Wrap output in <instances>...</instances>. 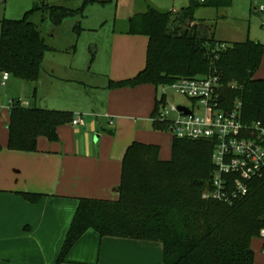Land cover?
Listing matches in <instances>:
<instances>
[{
  "label": "trees",
  "instance_id": "trees-1",
  "mask_svg": "<svg viewBox=\"0 0 264 264\" xmlns=\"http://www.w3.org/2000/svg\"><path fill=\"white\" fill-rule=\"evenodd\" d=\"M5 1V0H2ZM78 9L41 3L21 19L0 21V72L22 80L36 81L44 53L49 49L38 26L30 20L34 11L57 26L67 17H82L86 3ZM232 0H189L188 6L159 11L145 8L127 19L123 31L148 38L145 66L133 77L113 81L108 88L158 89L182 77L203 78L208 74L228 84L229 104L239 98L246 123L264 124V79L254 77L261 62L263 43L218 41L209 34L204 20H197L199 7L222 9ZM47 15V16H46ZM74 48V47H73ZM72 48V49H73ZM91 57L94 52L91 51ZM223 89V86H222ZM154 116L158 101L155 99ZM8 149L37 151V140H58V127L71 123L74 114L65 110L29 107L11 99ZM165 131V123L152 122ZM212 143L172 137L171 158L162 160L159 147L133 141L122 159L117 198H78L71 224L57 262L89 229L100 237L159 241L163 246L160 264H254L253 238L264 228V186L252 183L243 200L225 204L203 198L210 188ZM36 203L39 194L23 193Z\"/></svg>",
  "mask_w": 264,
  "mask_h": 264
},
{
  "label": "crops",
  "instance_id": "crops-1",
  "mask_svg": "<svg viewBox=\"0 0 264 264\" xmlns=\"http://www.w3.org/2000/svg\"><path fill=\"white\" fill-rule=\"evenodd\" d=\"M234 1L226 8L211 7L213 10L208 12L206 18L204 14L198 15L195 12V18L204 20L209 34L212 31L213 37L218 41H254L255 37H250V34H263L258 41L264 46V27L262 31H258L257 26L253 29L249 23L251 13L261 17L256 14L259 12L257 6L252 7L253 0H248L246 4L238 5L240 9L236 13L233 10ZM227 8L232 9L230 16L226 14ZM239 18L243 22H238ZM120 35H111L110 47H104L99 55L98 66L106 63L108 66L107 71H104L106 79L95 84L90 78L83 77L85 86L91 88L89 99L92 105L99 108L97 112L100 115L112 121L111 129L96 135L93 142H88L84 134L96 129L92 119L87 128H84L85 123L75 126L69 135L64 133L62 125L57 129V141L47 142L44 137L38 138L37 151L6 149L0 152V264H12L11 258L19 257V249H23L24 242L37 243L39 238H36L34 232L41 226L40 218L49 222L58 216L63 220L61 230L64 231L65 239L78 198L116 199L122 159L127 147L133 141L152 142L148 124L149 121L152 124L151 109L153 100L156 101L157 89L150 84L133 88L107 87L109 80L119 81L133 77L145 66L148 38ZM91 51L94 52L93 59L95 51L90 48V53ZM50 76L54 77V72ZM254 77L264 79V51ZM71 110L82 114L81 108ZM126 127L129 128L127 133L124 132ZM73 133L77 135L73 136ZM168 135L171 136L169 133ZM23 193L39 194L40 197L36 203H32L23 197ZM260 239L261 260L258 261L255 256L254 264H264V239ZM96 244L98 249L94 254ZM162 257L163 246L159 241L100 237L96 231L89 229L71 248L67 259L71 263L82 264H160Z\"/></svg>",
  "mask_w": 264,
  "mask_h": 264
},
{
  "label": "rangeland",
  "instance_id": "rangeland-1",
  "mask_svg": "<svg viewBox=\"0 0 264 264\" xmlns=\"http://www.w3.org/2000/svg\"><path fill=\"white\" fill-rule=\"evenodd\" d=\"M246 1L248 0H235L233 10L238 13L237 10L240 9H238V5L246 4ZM41 3L78 9L82 6L83 0H0V21L2 19H21L27 11L39 6ZM146 3L159 11L165 12L170 9L188 6L189 0H94L86 3L81 18L75 16L67 17L57 26L53 25L47 17L43 19L42 13L39 11L32 12L30 20L38 26L49 49L44 53L42 68L36 81L22 80L9 75L6 84H0V152L6 149L10 150L7 145L9 109L6 107L10 106L9 101L11 99H17L31 107L55 110L66 109V111L72 112L74 116L80 114L73 112L71 109L81 108V115L85 123L84 128H87L91 119L96 125V129L94 128L93 132L90 131L86 135L82 133L86 136V141L88 142L89 140L93 142L96 135L104 133L107 129L113 127V123L109 124L110 119L100 115L97 112L99 108L92 105L89 99L91 88L85 86L83 79L90 78L95 84L101 83L106 79L107 74L104 71H107L108 66L107 63L104 66H98L99 55L105 49L104 47L106 49L110 47L111 35L121 34L120 36H125L127 34L120 32L126 29L127 19L134 13L142 11ZM251 5L255 7L257 2L252 1ZM211 10H213L211 7H199L196 10V14H204L206 18ZM231 10L229 8L226 9L228 16H230ZM238 22H243V20L239 18ZM249 23L253 29L257 26L258 29L256 28V30H263L262 17L251 13ZM247 26L248 22L245 23L246 28ZM129 35L139 36L140 39H144V35ZM260 35L263 34H250V37H255L253 38L254 41H258L261 38ZM73 47L74 50L72 51ZM90 48L95 51L93 59H91ZM52 72H54V77L50 76ZM81 80L83 82H78ZM222 86V91L227 98L229 85L222 84ZM156 91L159 97L161 88L159 87ZM168 93L167 101L169 104H190V100L185 96L172 92ZM154 107L155 101L153 100L151 112ZM148 125L149 138L152 142H146V144L157 145L160 159L169 160L171 158V136L166 131L155 129L150 121ZM135 126H137V123H135ZM74 128L76 127L70 123L62 126L66 135L71 134V130H74ZM128 130V127L124 128L125 133ZM74 135L76 136L77 134L73 133ZM123 135L121 134V136ZM45 139L49 142L47 138ZM142 142L145 143L144 141ZM73 212L70 214L71 216ZM62 221L58 216L54 220L50 219L49 222L40 218L41 226H38L34 232L36 238H39L37 243L33 241L24 242L22 245L23 249H19V257L11 258L12 264H82L69 262L67 259L68 254L63 262H57L64 240V231L61 230ZM261 247L262 240L260 237L253 238L251 248L255 252L258 261L261 260ZM97 249L98 245L96 244L94 254L97 253ZM91 256L92 254L90 253V260ZM255 256L254 261L256 260Z\"/></svg>",
  "mask_w": 264,
  "mask_h": 264
},
{
  "label": "built area",
  "instance_id": "built-area-1",
  "mask_svg": "<svg viewBox=\"0 0 264 264\" xmlns=\"http://www.w3.org/2000/svg\"><path fill=\"white\" fill-rule=\"evenodd\" d=\"M253 1L257 2L264 27V0ZM8 78L9 74L2 72L0 84L4 85ZM160 88L158 108L151 117L152 122L165 123V131L171 137L203 140L213 145L210 188L203 198L233 204L251 193L254 181L264 186V124L260 121L246 123L242 119L241 100L236 98L232 104L228 103L217 75L182 77ZM168 92L185 96L190 104H169ZM20 104L26 106L24 102ZM83 124L81 115L71 121L73 126ZM259 236L264 239V228L260 230Z\"/></svg>",
  "mask_w": 264,
  "mask_h": 264
},
{
  "label": "water",
  "instance_id": "water-1",
  "mask_svg": "<svg viewBox=\"0 0 264 264\" xmlns=\"http://www.w3.org/2000/svg\"><path fill=\"white\" fill-rule=\"evenodd\" d=\"M256 14H257V15H260L259 12H257ZM180 109L183 110V111H185L186 113H189V112H188L187 110H185V108H183V107H180Z\"/></svg>",
  "mask_w": 264,
  "mask_h": 264
}]
</instances>
